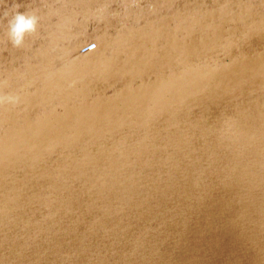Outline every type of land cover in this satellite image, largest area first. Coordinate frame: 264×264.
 Segmentation results:
<instances>
[{"label": "water", "instance_id": "95a60500", "mask_svg": "<svg viewBox=\"0 0 264 264\" xmlns=\"http://www.w3.org/2000/svg\"><path fill=\"white\" fill-rule=\"evenodd\" d=\"M15 2L0 264H264V0Z\"/></svg>", "mask_w": 264, "mask_h": 264}, {"label": "clouds", "instance_id": "9594fccd", "mask_svg": "<svg viewBox=\"0 0 264 264\" xmlns=\"http://www.w3.org/2000/svg\"><path fill=\"white\" fill-rule=\"evenodd\" d=\"M19 3L13 0V3L6 7L3 12V18L7 24V37L11 46L14 48H22L25 44L26 37L35 33L39 24V16L35 10L31 13L28 9L21 12ZM94 47V45H93ZM21 102L18 94L4 93L0 94V105L17 106Z\"/></svg>", "mask_w": 264, "mask_h": 264}]
</instances>
